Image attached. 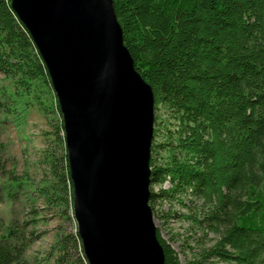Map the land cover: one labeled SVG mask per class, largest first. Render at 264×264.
Listing matches in <instances>:
<instances>
[{
  "label": "trees",
  "instance_id": "trees-1",
  "mask_svg": "<svg viewBox=\"0 0 264 264\" xmlns=\"http://www.w3.org/2000/svg\"><path fill=\"white\" fill-rule=\"evenodd\" d=\"M112 1L154 108L161 105L177 123L175 134L155 144L167 149L164 163L154 161L150 147V184H171L150 190L152 214L158 200L195 198L201 209L190 217L218 238L192 264H264V0ZM0 72L14 101L38 83L50 85L10 0H0ZM48 155L54 180L39 194L51 207L64 199L71 209L66 152ZM156 232L164 264H184ZM14 236L9 228L0 239V264H29ZM53 249L51 264H87L76 232L60 236Z\"/></svg>",
  "mask_w": 264,
  "mask_h": 264
},
{
  "label": "water",
  "instance_id": "water-1",
  "mask_svg": "<svg viewBox=\"0 0 264 264\" xmlns=\"http://www.w3.org/2000/svg\"><path fill=\"white\" fill-rule=\"evenodd\" d=\"M62 118L71 210L87 264H164L149 205L154 94L112 0H10Z\"/></svg>",
  "mask_w": 264,
  "mask_h": 264
},
{
  "label": "rangeland",
  "instance_id": "rangeland-1",
  "mask_svg": "<svg viewBox=\"0 0 264 264\" xmlns=\"http://www.w3.org/2000/svg\"><path fill=\"white\" fill-rule=\"evenodd\" d=\"M10 81L0 72V239L8 229L16 236L12 241L24 247L29 264H51L56 254L52 246L67 233L76 232L72 210L64 199L49 206L39 194L43 184H50L48 154L61 156L65 150L62 122L56 109V96L51 84L38 83L35 90L18 101ZM177 123L161 106L154 108L152 158L159 165L168 157L167 149L155 144L166 142L175 134ZM60 136L63 138L61 142ZM150 184V190L170 187ZM201 209V201L177 195L173 200H158L153 205L155 224L163 239L176 251L184 264H192L204 249L212 246L218 236L208 229L198 228L192 217ZM200 264H227L209 258Z\"/></svg>",
  "mask_w": 264,
  "mask_h": 264
}]
</instances>
